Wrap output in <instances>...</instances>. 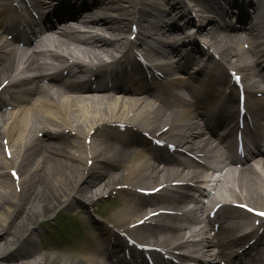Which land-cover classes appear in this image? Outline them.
Listing matches in <instances>:
<instances>
[{
  "label": "bare ground",
  "instance_id": "bare-ground-1",
  "mask_svg": "<svg viewBox=\"0 0 264 264\" xmlns=\"http://www.w3.org/2000/svg\"><path fill=\"white\" fill-rule=\"evenodd\" d=\"M151 1L157 9L155 14L149 8L143 10L141 0H94L93 6L85 7L86 11L77 17L76 11L73 14L74 25L87 29L83 37L68 35L71 30L45 32L23 8L7 21H0V88L5 95L0 99V261L117 264L113 258L122 260L130 250L136 263L145 260V253L136 251L127 235L115 233L105 223L99 224L94 236H83L75 253L39 255L38 249L33 250L35 225L43 217L56 208H70L85 200L93 203L107 193L120 198L108 222L128 227L125 230L139 242L191 262L196 258L223 257L224 244L233 249L240 240L235 234L251 238V231L261 228L251 226L252 219L245 210L232 208L234 221L211 235L212 228L202 223L201 216L207 206H201L192 193L202 183L201 171L196 168L202 166L188 160L172 161L173 151L167 145L150 142L146 148L138 138L146 132L157 138L166 136L185 155L222 162L224 141L211 131L212 135H208L205 113L225 103L227 94L228 100L234 102L238 89L228 79L226 72L230 68L221 69L211 56L205 64L202 62L205 69L201 71L199 57L192 50H184L187 59L176 63L168 60L169 51H178L188 43L185 39L189 33L176 20L189 12L181 1ZM219 1L239 0H204L200 15L208 19L206 10ZM15 2H32L42 9L53 3L0 0V13L9 11ZM233 14L225 9L221 17L230 19ZM160 15L166 19L155 21ZM247 16L250 14L243 10L238 18L244 24L243 30H236L237 24L228 26L230 30L235 27L232 31L212 25L213 30L206 31L205 42L231 69H238L250 92L255 89L262 93L260 101L264 106V8L255 11L249 25L243 20H249ZM133 22L140 29L139 46L147 58L154 56L159 68L170 76L169 83L160 85L159 91L134 79L146 71L137 69L138 53L133 46L117 55L127 43L126 35ZM146 36L156 39V51L144 48ZM191 45L198 53L206 52L197 42ZM184 67L189 69L187 78L180 81L171 77L174 70ZM194 76L197 79L192 84ZM94 82L97 85L93 86ZM226 106L229 108V104ZM227 118L224 122L229 121ZM139 146H145L144 150ZM228 176L223 188L239 199L235 201L264 205V159H256ZM116 185L122 188L117 190ZM158 186L164 187L160 193L167 196L141 194ZM188 201L193 203L188 205ZM211 201L217 202V197ZM223 208L231 209L227 203ZM263 243L264 232L255 244L263 253L250 264H264ZM180 251L184 254H178ZM151 256L158 264H178L169 257Z\"/></svg>",
  "mask_w": 264,
  "mask_h": 264
},
{
  "label": "rangeland",
  "instance_id": "rangeland-1",
  "mask_svg": "<svg viewBox=\"0 0 264 264\" xmlns=\"http://www.w3.org/2000/svg\"><path fill=\"white\" fill-rule=\"evenodd\" d=\"M187 1L188 3H193L192 0ZM155 12L156 10L154 11V13ZM161 18L163 17H161L160 15L157 20H161ZM178 23L182 25L183 20H180ZM98 203L100 211L107 212L108 209L112 208L111 205H115L116 202L110 201V199H108L106 196L104 199L100 198ZM81 206L82 207L75 208L74 206L70 208H56L42 219L45 221V223L38 226L40 227V230L33 234L34 246L36 250L38 249L39 255H42L45 252H61L66 254L73 253L76 249L75 243H79V241L85 234L90 236L93 235L94 230L89 227V223H86L90 222L89 211L85 207V205L82 204ZM54 220L57 222V224L61 222L66 226L68 225V231L66 233L57 232L56 230L58 229V227L55 226L54 223L56 222H54ZM50 228H52V231ZM56 239L60 240V242H58ZM56 243L59 244L61 248L57 247ZM0 263L14 264L15 262H8L3 260L0 261Z\"/></svg>",
  "mask_w": 264,
  "mask_h": 264
}]
</instances>
